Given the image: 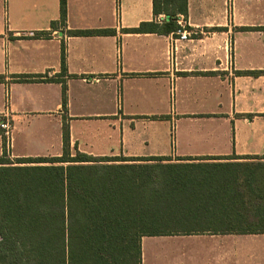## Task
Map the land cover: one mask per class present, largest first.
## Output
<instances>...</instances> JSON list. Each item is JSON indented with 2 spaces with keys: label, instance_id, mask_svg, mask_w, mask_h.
Masks as SVG:
<instances>
[{
  "label": "crops",
  "instance_id": "0c3cea01",
  "mask_svg": "<svg viewBox=\"0 0 264 264\" xmlns=\"http://www.w3.org/2000/svg\"><path fill=\"white\" fill-rule=\"evenodd\" d=\"M153 2L65 0L61 21L60 0H0V113L11 121L0 156H60L64 123L70 148L93 156H264V72L245 73L264 70V0H184L172 21L186 40L178 28L131 30L170 22ZM140 246L141 264H264V233Z\"/></svg>",
  "mask_w": 264,
  "mask_h": 264
},
{
  "label": "trees",
  "instance_id": "16d2710c",
  "mask_svg": "<svg viewBox=\"0 0 264 264\" xmlns=\"http://www.w3.org/2000/svg\"><path fill=\"white\" fill-rule=\"evenodd\" d=\"M153 11L170 22L131 30H176L184 0H154ZM61 98L65 110L64 82ZM74 149L64 123L60 156H0V264H141L143 236L264 233V156L171 162Z\"/></svg>",
  "mask_w": 264,
  "mask_h": 264
},
{
  "label": "built area",
  "instance_id": "2783aa9c",
  "mask_svg": "<svg viewBox=\"0 0 264 264\" xmlns=\"http://www.w3.org/2000/svg\"><path fill=\"white\" fill-rule=\"evenodd\" d=\"M177 33L180 40H186L190 37L192 32L182 27L177 29ZM0 130L5 139L9 138L11 121L9 119V116L5 112L0 113Z\"/></svg>",
  "mask_w": 264,
  "mask_h": 264
},
{
  "label": "rangeland",
  "instance_id": "374dc122",
  "mask_svg": "<svg viewBox=\"0 0 264 264\" xmlns=\"http://www.w3.org/2000/svg\"><path fill=\"white\" fill-rule=\"evenodd\" d=\"M84 131L86 132V133H88V134H90V135H99V134H102V135H100L99 137H98V139L100 140V138L102 137V136H106L105 134H103L104 132H103V129L102 128H100V127H85L84 128ZM75 143H79V140H77V141H74ZM92 143V142H91ZM90 144V143H89ZM90 145H92V144H90ZM71 151L72 152H74V150H72L71 149ZM193 161H198V160H193Z\"/></svg>",
  "mask_w": 264,
  "mask_h": 264
}]
</instances>
